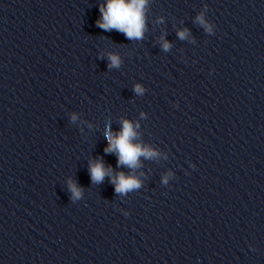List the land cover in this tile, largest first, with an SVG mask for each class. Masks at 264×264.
Masks as SVG:
<instances>
[{"label":"water","instance_id":"95a60500","mask_svg":"<svg viewBox=\"0 0 264 264\" xmlns=\"http://www.w3.org/2000/svg\"><path fill=\"white\" fill-rule=\"evenodd\" d=\"M57 3L105 130L157 153L122 166L173 264H264V0H147L141 40L97 26L107 0Z\"/></svg>","mask_w":264,"mask_h":264},{"label":"clouds","instance_id":"9594fccd","mask_svg":"<svg viewBox=\"0 0 264 264\" xmlns=\"http://www.w3.org/2000/svg\"><path fill=\"white\" fill-rule=\"evenodd\" d=\"M147 0H107L106 5L100 7L101 19L96 21L99 28L104 31L116 30L123 33L129 40L143 39L145 32V7ZM197 22L205 28V31L211 32V26L204 20L203 15L197 16ZM188 35L187 29L180 31L178 36L184 39ZM162 48L167 51L170 44L165 40ZM109 68H119L121 64L120 57L117 54L109 53ZM134 91L140 95L144 89L136 85ZM73 116V120H75ZM121 130L113 133L110 129L105 131V137L108 145L104 149L105 153H115L117 155V166H127L130 169L139 167L141 156L146 159L153 158L157 153L147 147H142L139 143H134L137 136L133 123L129 120H121ZM136 127H139L137 124ZM89 173L91 181L94 184H100L104 181L105 176L110 177V182L115 186L117 194L125 195L135 189H139L140 181L134 175H125L119 172L112 175L111 166L106 167L102 159L90 161ZM167 179L165 178V183ZM69 188L72 193V199L78 200L82 197V189L76 184L69 182Z\"/></svg>","mask_w":264,"mask_h":264}]
</instances>
